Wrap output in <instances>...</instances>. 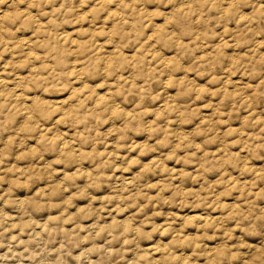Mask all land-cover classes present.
Instances as JSON below:
<instances>
[{"label": "rangeland", "instance_id": "1", "mask_svg": "<svg viewBox=\"0 0 264 264\" xmlns=\"http://www.w3.org/2000/svg\"><path fill=\"white\" fill-rule=\"evenodd\" d=\"M0 15V264H264V0Z\"/></svg>", "mask_w": 264, "mask_h": 264}, {"label": "bare ground", "instance_id": "2", "mask_svg": "<svg viewBox=\"0 0 264 264\" xmlns=\"http://www.w3.org/2000/svg\"><path fill=\"white\" fill-rule=\"evenodd\" d=\"M7 11V10H6ZM4 12V11H3ZM4 14V13H3ZM1 16V15H0Z\"/></svg>", "mask_w": 264, "mask_h": 264}]
</instances>
